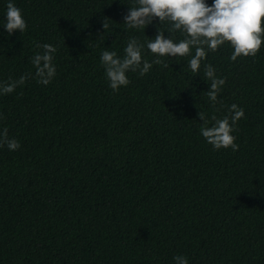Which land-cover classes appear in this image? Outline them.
<instances>
[{
	"label": "trees",
	"instance_id": "obj_1",
	"mask_svg": "<svg viewBox=\"0 0 264 264\" xmlns=\"http://www.w3.org/2000/svg\"><path fill=\"white\" fill-rule=\"evenodd\" d=\"M12 2L27 28L8 35L0 0V82L32 78L0 94V131L21 145L0 147V264H264V39L255 57L209 51L197 74L190 57H162L167 68L128 72L113 91L101 53L122 58L135 37L151 62L146 42L168 22L128 28L135 0ZM37 43L57 49L48 85L35 78ZM207 64L226 78L214 106ZM232 104L244 109L239 150H215L197 113Z\"/></svg>",
	"mask_w": 264,
	"mask_h": 264
},
{
	"label": "clouds",
	"instance_id": "obj_2",
	"mask_svg": "<svg viewBox=\"0 0 264 264\" xmlns=\"http://www.w3.org/2000/svg\"><path fill=\"white\" fill-rule=\"evenodd\" d=\"M159 23L168 22L169 35L158 29L156 35L146 42V48L157 58L151 62L143 57L145 44L133 37L124 48V56L121 58L116 51L104 50L100 55V61L105 69V75L109 87L118 91L121 86L131 83L128 72H139L140 76L147 74L153 65H169L162 57H190L188 67L191 72L197 74L202 62L207 58L209 51L215 52L225 43H230L233 52L230 57L236 61L238 57H255L261 48V21L264 18V0H213L208 5L206 0H135V4L123 16V23L128 28H143L152 24L155 19ZM109 18H104L102 28L109 31ZM5 31L11 36L16 30L23 33L27 28L22 10L12 0H9L6 11V21L3 25ZM180 31L183 35L178 41L171 35ZM36 49H41L32 57L35 68V78L38 83L48 85L56 74L53 64L56 47L51 44H35ZM193 49L194 54H193ZM204 73L210 81V88L206 91L208 100L214 106L218 103V94L226 83V78H217L216 69L211 65H204ZM32 78L26 73L17 80L9 78L7 82H0V94L12 93L18 86ZM202 126L201 135L215 150L231 148L239 150L235 142L237 137L233 133L237 130V122L244 117V109L236 104L228 108V113L223 117L213 114L210 118L206 113H197ZM2 118V117H0ZM7 146L15 151L20 148V142L15 138H9L8 129L0 131V147ZM176 264H189L186 256L173 257Z\"/></svg>",
	"mask_w": 264,
	"mask_h": 264
}]
</instances>
